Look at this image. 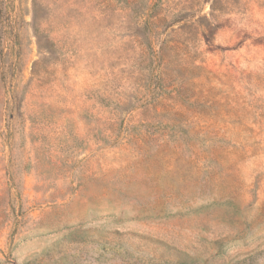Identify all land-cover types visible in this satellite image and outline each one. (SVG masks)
Here are the masks:
<instances>
[{
  "label": "rangeland",
  "instance_id": "1",
  "mask_svg": "<svg viewBox=\"0 0 264 264\" xmlns=\"http://www.w3.org/2000/svg\"><path fill=\"white\" fill-rule=\"evenodd\" d=\"M155 1L0 0V264H264V0Z\"/></svg>",
  "mask_w": 264,
  "mask_h": 264
},
{
  "label": "trees",
  "instance_id": "2",
  "mask_svg": "<svg viewBox=\"0 0 264 264\" xmlns=\"http://www.w3.org/2000/svg\"><path fill=\"white\" fill-rule=\"evenodd\" d=\"M152 1L153 2H151V0H149V5L151 6V9H152V7H154L157 4L156 1L155 2H154V0H152ZM141 16L142 15H139V18H142ZM138 26H139V30L140 31H142V29H143V34L146 37V41H148V46H151L152 45L151 44L152 43V40H151V27H150V22L148 20H146L144 22L143 21H138Z\"/></svg>",
  "mask_w": 264,
  "mask_h": 264
}]
</instances>
